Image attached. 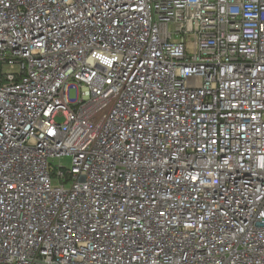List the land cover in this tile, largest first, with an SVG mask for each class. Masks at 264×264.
Masks as SVG:
<instances>
[{
    "label": "built area",
    "instance_id": "built-area-1",
    "mask_svg": "<svg viewBox=\"0 0 264 264\" xmlns=\"http://www.w3.org/2000/svg\"><path fill=\"white\" fill-rule=\"evenodd\" d=\"M0 264H264V0H0Z\"/></svg>",
    "mask_w": 264,
    "mask_h": 264
},
{
    "label": "rangeland",
    "instance_id": "rangeland-1",
    "mask_svg": "<svg viewBox=\"0 0 264 264\" xmlns=\"http://www.w3.org/2000/svg\"><path fill=\"white\" fill-rule=\"evenodd\" d=\"M71 95H73V93L71 94ZM59 122H62L63 120H58ZM64 163H65V165L66 166H70V164H69V159H66V161H64Z\"/></svg>",
    "mask_w": 264,
    "mask_h": 264
}]
</instances>
